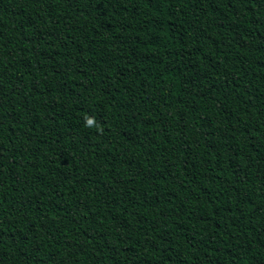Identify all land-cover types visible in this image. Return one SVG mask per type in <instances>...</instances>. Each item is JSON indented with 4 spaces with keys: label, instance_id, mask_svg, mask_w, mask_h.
<instances>
[{
    "label": "trees",
    "instance_id": "obj_1",
    "mask_svg": "<svg viewBox=\"0 0 264 264\" xmlns=\"http://www.w3.org/2000/svg\"><path fill=\"white\" fill-rule=\"evenodd\" d=\"M0 264H264V0H0Z\"/></svg>",
    "mask_w": 264,
    "mask_h": 264
}]
</instances>
